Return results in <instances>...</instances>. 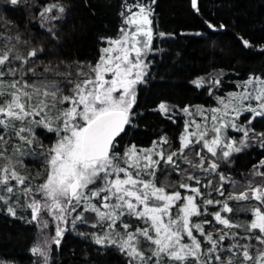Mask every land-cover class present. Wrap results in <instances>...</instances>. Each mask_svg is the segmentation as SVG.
Returning <instances> with one entry per match:
<instances>
[{
	"label": "snow or ice",
	"instance_id": "1",
	"mask_svg": "<svg viewBox=\"0 0 264 264\" xmlns=\"http://www.w3.org/2000/svg\"><path fill=\"white\" fill-rule=\"evenodd\" d=\"M7 2L17 6L21 0ZM122 8L118 35L100 37L103 46L96 62L64 65V72L41 60L43 48L20 51L28 41L12 34L13 22L0 29V201L15 216L12 202L20 206L23 198L30 222L42 230L48 227L44 217H52L56 245L69 222L74 228L77 222L86 223L85 213L92 214L91 227L104 230L103 235L93 233L95 243L118 246L127 264H264V158L242 176L243 182L221 171L222 164H230L234 154L249 146L250 138L264 148V131L251 127L257 117L264 118V77L250 76L237 85L238 91L217 96V107L182 108L192 119L185 122L177 148L162 136L150 147L131 144L120 152L118 142L132 122L137 86L148 75L146 57L154 37L149 4L125 0ZM54 9L66 11L46 4L39 11L41 20H59L49 15ZM208 27L215 30L211 23ZM192 83L210 84L211 95L221 81L198 77ZM156 110L172 118L167 103ZM245 113L250 117L242 124ZM229 130L242 134L239 141ZM38 131L54 135V142L45 145ZM24 157L41 162L42 170L35 176L19 171ZM168 175L179 179L172 183ZM225 185L232 191L226 194ZM231 202H243L239 211L250 214L247 222H233ZM209 206L217 210L210 212ZM126 218L143 226L133 228ZM47 244L45 238L31 249L44 264Z\"/></svg>",
	"mask_w": 264,
	"mask_h": 264
},
{
	"label": "trees",
	"instance_id": "2",
	"mask_svg": "<svg viewBox=\"0 0 264 264\" xmlns=\"http://www.w3.org/2000/svg\"><path fill=\"white\" fill-rule=\"evenodd\" d=\"M133 2L127 0V3ZM143 2L152 8L154 42L146 61L149 62L148 75L137 86L132 122L126 126L118 142L120 152L131 144L150 147L162 136L177 148L184 124L192 118L184 114L182 108L217 107V96L239 90L237 85L250 76L264 77V0H197L195 8L192 0ZM51 3L62 5L66 11L60 14L54 9L49 14L60 16L59 20H41L39 11ZM124 3L125 0H21L19 5L12 6L7 0H0V29L7 22H13L12 34L18 32L23 40L28 41L26 45L19 46L20 51L43 48L41 60L45 64L51 61L60 65L61 72H64V65L75 67L78 63L96 62L103 46L100 37L114 38L118 35ZM208 23L215 30L209 28ZM49 28L55 33V38L49 33ZM243 40L251 46L245 47ZM198 77H205L206 81L219 79L221 84L213 88L210 95V84L197 87L192 83ZM68 91L66 89L65 94ZM161 102L169 105L171 119L156 110ZM249 117L250 114L245 113L240 117V123H246ZM251 127L257 132L264 131V118L257 117ZM38 135L45 145H50L56 138L41 131ZM229 135L239 141L242 134L229 130ZM189 158H192L190 151ZM261 158H264V148L250 138L249 146L234 154L230 164H222L221 171L241 180ZM18 170L35 176L42 170V163L34 157H24L23 166ZM159 179L163 181L165 176ZM167 179L175 183L179 178L168 175ZM212 179L215 185L217 178ZM231 191V187L225 185L226 194ZM212 198L220 199L216 194ZM231 203L236 209L233 222H247L250 214L239 211L243 202ZM12 206L16 208L15 216L9 214L7 206L0 201V264H42V258L31 251L37 243L38 227L36 222H30V209L24 207L23 198L20 206L15 201ZM216 210L209 206L210 212ZM85 219L86 223L77 222L74 228L70 222L65 226L67 230L60 245L53 243L49 247L47 263L127 264L128 257L118 246L95 243L93 233L103 235L104 230L91 227L95 222L92 214L85 213ZM202 219L204 217L194 222ZM207 219L212 218L209 216ZM124 222L132 224L133 228L143 226L142 222L132 218H126Z\"/></svg>",
	"mask_w": 264,
	"mask_h": 264
},
{
	"label": "rangeland",
	"instance_id": "3",
	"mask_svg": "<svg viewBox=\"0 0 264 264\" xmlns=\"http://www.w3.org/2000/svg\"><path fill=\"white\" fill-rule=\"evenodd\" d=\"M152 27H153V25H152ZM153 31H154V29H153ZM153 42H154V37H153ZM152 45H153V43H152ZM150 53L151 52L148 53V55L146 57V61H147V58H148V56H149ZM190 119H192V118H190ZM44 219L48 221V227L46 229H43L42 230L41 227H40V225L36 222L37 223V227H38L37 243L38 242L43 243L44 239L45 238H48V244L46 246V251L48 253L50 245L54 243L51 240V237H54L55 236V223L56 222L52 219V217H49V216H45ZM41 258L43 260V263L42 264H44V259H43V257H41Z\"/></svg>",
	"mask_w": 264,
	"mask_h": 264
}]
</instances>
